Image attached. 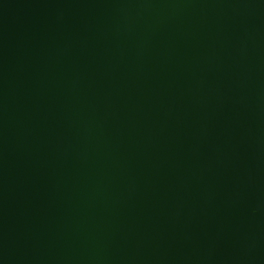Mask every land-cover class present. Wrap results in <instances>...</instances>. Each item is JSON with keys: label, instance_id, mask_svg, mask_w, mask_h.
Instances as JSON below:
<instances>
[{"label": "water", "instance_id": "water-1", "mask_svg": "<svg viewBox=\"0 0 264 264\" xmlns=\"http://www.w3.org/2000/svg\"><path fill=\"white\" fill-rule=\"evenodd\" d=\"M0 264H264V0H0Z\"/></svg>", "mask_w": 264, "mask_h": 264}]
</instances>
